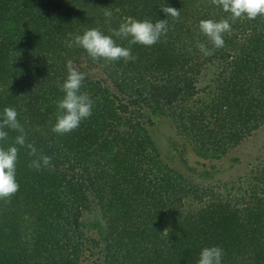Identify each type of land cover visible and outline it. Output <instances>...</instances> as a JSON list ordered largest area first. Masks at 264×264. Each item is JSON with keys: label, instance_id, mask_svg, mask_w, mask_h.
Returning <instances> with one entry per match:
<instances>
[{"label": "trees", "instance_id": "obj_1", "mask_svg": "<svg viewBox=\"0 0 264 264\" xmlns=\"http://www.w3.org/2000/svg\"><path fill=\"white\" fill-rule=\"evenodd\" d=\"M130 17L167 18L168 32L152 46L113 36L131 48L129 61H93L74 43L90 28L112 35ZM201 19L229 20L222 48L200 32ZM69 61L85 74L93 111L58 134ZM203 76L209 94L199 106ZM9 106L21 127L5 128L0 144L25 142L15 144L19 190L0 200V264H197L211 245L223 248V264H264V166L241 196L223 195L165 162L150 129L170 118L204 158L258 129L264 15L232 21L214 0H0V112Z\"/></svg>", "mask_w": 264, "mask_h": 264}, {"label": "clouds", "instance_id": "obj_2", "mask_svg": "<svg viewBox=\"0 0 264 264\" xmlns=\"http://www.w3.org/2000/svg\"><path fill=\"white\" fill-rule=\"evenodd\" d=\"M214 2L223 11L230 13L232 21L245 16L248 19H255L258 15H264V0H214ZM162 11L167 17L179 18V11L175 7L165 6ZM104 15L111 17L112 13L105 11ZM199 30L215 48H222L225 44L224 33L231 30V24L228 19H201ZM112 32V35H108L99 28H90L82 35H77L74 43L83 48L93 61L99 59L105 61L134 60L135 56L132 54L131 48L117 44L113 36L131 37L129 44L152 46L167 34V18L153 22L150 19L138 20L130 17ZM197 47L205 55L211 54L204 44H198ZM67 68V77L59 84L64 95L57 103L58 115L52 129L58 134H67L77 129L83 120L92 115L93 111V101L86 93L81 92L85 74L73 67L71 61L68 62ZM20 127L17 110L14 107H5L0 112V141H4L8 135L5 128L19 129ZM24 142L23 135L16 137L15 144L23 145ZM15 144L10 146L0 144V200L11 198L19 190L17 180L18 148ZM48 163L49 158L43 157V165L46 166ZM30 167L39 169L41 161H32ZM223 255L222 247L218 245L206 246L201 249L197 264H223Z\"/></svg>", "mask_w": 264, "mask_h": 264}, {"label": "rangeland", "instance_id": "obj_3", "mask_svg": "<svg viewBox=\"0 0 264 264\" xmlns=\"http://www.w3.org/2000/svg\"><path fill=\"white\" fill-rule=\"evenodd\" d=\"M221 67L212 65L208 72H218ZM90 75L99 76L98 70H91ZM209 76H203L198 84L200 92L195 97L207 99ZM214 89V88H213ZM153 138L165 162L171 167L215 191L232 197L241 196L244 188L257 182L253 175L264 166V123L221 158H204L196 151L193 138L179 129L170 118L155 119L150 127ZM243 186L240 190V186ZM96 230H87L88 235L96 236Z\"/></svg>", "mask_w": 264, "mask_h": 264}]
</instances>
